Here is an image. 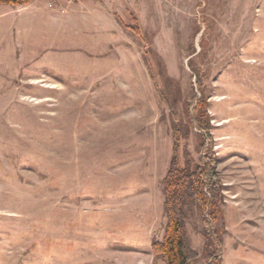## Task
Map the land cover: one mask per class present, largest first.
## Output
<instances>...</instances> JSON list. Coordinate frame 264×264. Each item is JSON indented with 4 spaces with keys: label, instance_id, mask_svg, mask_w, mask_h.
<instances>
[{
    "label": "rangeland",
    "instance_id": "1",
    "mask_svg": "<svg viewBox=\"0 0 264 264\" xmlns=\"http://www.w3.org/2000/svg\"><path fill=\"white\" fill-rule=\"evenodd\" d=\"M8 7L0 264H164L151 245L165 236L174 136L179 125L180 164H197L204 113L222 264H264V0H76L47 30ZM187 210L202 254L201 210Z\"/></svg>",
    "mask_w": 264,
    "mask_h": 264
},
{
    "label": "trees",
    "instance_id": "2",
    "mask_svg": "<svg viewBox=\"0 0 264 264\" xmlns=\"http://www.w3.org/2000/svg\"><path fill=\"white\" fill-rule=\"evenodd\" d=\"M31 2L33 0H0V5L25 6ZM191 122L202 136L199 148L203 156L194 166L188 159H185L184 166L180 164L178 145L181 129L178 125L174 136L173 158L164 179V212L167 219L165 236L161 241L154 240L151 248L155 261L164 264H192L200 258L204 264H222L223 229L217 223L223 218V195L216 171L217 159L208 153L212 148V137L206 114H201L197 120L192 115ZM194 203L198 204L205 225L202 254L192 249L187 236V208ZM213 245L214 250L211 248Z\"/></svg>",
    "mask_w": 264,
    "mask_h": 264
},
{
    "label": "crops",
    "instance_id": "3",
    "mask_svg": "<svg viewBox=\"0 0 264 264\" xmlns=\"http://www.w3.org/2000/svg\"><path fill=\"white\" fill-rule=\"evenodd\" d=\"M48 3H49V0H33V2H31L28 5L17 7V11L21 9V12L23 13V14L22 13L18 14L19 16L23 18V19H20L21 23L27 22L28 25L32 27L33 29L37 27L38 24L43 23L47 30V18H50L52 21V19L56 17L55 14H58V13L60 14L57 8L59 7V5H61V0H54V3L56 4L55 9L48 8ZM0 8H2V10H0L1 11L0 15H1V13H5L7 10V9L6 10H3V9L9 8V7L8 6L5 7L4 5H1ZM34 36H35V33H34Z\"/></svg>",
    "mask_w": 264,
    "mask_h": 264
},
{
    "label": "built area",
    "instance_id": "4",
    "mask_svg": "<svg viewBox=\"0 0 264 264\" xmlns=\"http://www.w3.org/2000/svg\"><path fill=\"white\" fill-rule=\"evenodd\" d=\"M76 0H68V4L67 5H64V7H61L59 12L60 14H66L68 13V10H69V5H72L75 3ZM48 7L50 9H54L55 8V3H54V0H49V3H48Z\"/></svg>",
    "mask_w": 264,
    "mask_h": 264
}]
</instances>
